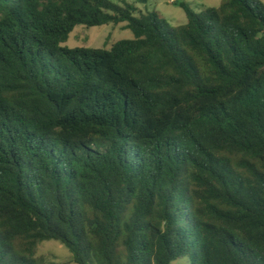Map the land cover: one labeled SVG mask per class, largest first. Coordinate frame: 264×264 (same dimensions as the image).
I'll return each instance as SVG.
<instances>
[{"label":"trees","instance_id":"1","mask_svg":"<svg viewBox=\"0 0 264 264\" xmlns=\"http://www.w3.org/2000/svg\"><path fill=\"white\" fill-rule=\"evenodd\" d=\"M146 1L0 0V264H264V3Z\"/></svg>","mask_w":264,"mask_h":264},{"label":"rangeland","instance_id":"2","mask_svg":"<svg viewBox=\"0 0 264 264\" xmlns=\"http://www.w3.org/2000/svg\"><path fill=\"white\" fill-rule=\"evenodd\" d=\"M116 3L119 0H114ZM131 3V0H125ZM221 0H147L145 4L139 5L137 13L157 12L161 19H164L172 27H178L186 22L184 11L177 5L183 2L196 14L200 13L205 7H218ZM264 3V0H260ZM124 24L117 26L102 25L85 27L77 25L69 34L68 40L62 44L63 47L85 48V49H110L112 45L121 40L133 39L132 33L124 29ZM37 257L53 264H73L70 254L59 243L54 241L44 242L39 245L36 253ZM171 264H190L188 259H180Z\"/></svg>","mask_w":264,"mask_h":264}]
</instances>
